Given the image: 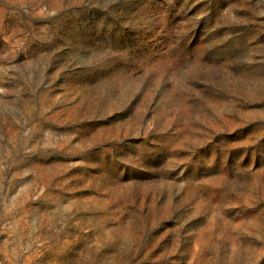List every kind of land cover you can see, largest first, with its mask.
<instances>
[{
	"label": "rangeland",
	"instance_id": "1",
	"mask_svg": "<svg viewBox=\"0 0 264 264\" xmlns=\"http://www.w3.org/2000/svg\"><path fill=\"white\" fill-rule=\"evenodd\" d=\"M0 264H264V0H0Z\"/></svg>",
	"mask_w": 264,
	"mask_h": 264
}]
</instances>
